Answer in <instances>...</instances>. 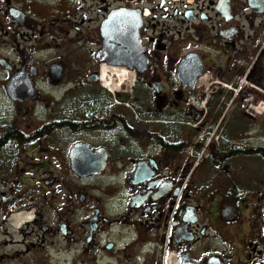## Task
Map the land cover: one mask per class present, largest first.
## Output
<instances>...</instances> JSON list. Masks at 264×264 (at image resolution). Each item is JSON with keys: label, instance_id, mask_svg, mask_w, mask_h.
Segmentation results:
<instances>
[{"label": "flooded vegetation", "instance_id": "obj_1", "mask_svg": "<svg viewBox=\"0 0 264 264\" xmlns=\"http://www.w3.org/2000/svg\"><path fill=\"white\" fill-rule=\"evenodd\" d=\"M263 64L264 0H0V264H264V145L203 112Z\"/></svg>", "mask_w": 264, "mask_h": 264}, {"label": "rangeland", "instance_id": "obj_2", "mask_svg": "<svg viewBox=\"0 0 264 264\" xmlns=\"http://www.w3.org/2000/svg\"><path fill=\"white\" fill-rule=\"evenodd\" d=\"M262 68V72L258 73V75H262L264 78V64ZM248 84H253L264 91V79L262 83L255 84L246 81L245 78L242 77L240 86L238 84V86L233 87V94H236L235 98L232 97L229 98V100L209 98L204 104L205 108H203V112L206 114V126L210 125L214 120L215 126L217 124L219 125V130L224 128V131H227L228 135L233 140L238 139V145H244L240 148L245 150L248 148L247 144L249 143H261L264 145V115H259L254 112V108L258 104L264 103V95L260 93L261 97L249 95L242 98L243 95L248 94ZM99 88L100 87L94 88V94H97V91L100 90ZM106 93L113 99L109 92L106 91ZM125 108L128 109L130 107L128 106ZM221 109L223 111L219 114V110ZM251 113L255 115L253 119H250L248 116ZM1 239L2 237L0 236V240ZM35 261L34 257H29L25 258L23 261H7L1 264H37Z\"/></svg>", "mask_w": 264, "mask_h": 264}, {"label": "water", "instance_id": "obj_3", "mask_svg": "<svg viewBox=\"0 0 264 264\" xmlns=\"http://www.w3.org/2000/svg\"><path fill=\"white\" fill-rule=\"evenodd\" d=\"M109 35L107 34H105V33H103V38H104V40H105V43H104V45L106 46V47H104L103 49H101V51L100 52H98L97 53V55H96V58L99 60V61H103V60H105L106 58L105 57H108V56H110L111 54H117L118 56H120L121 58H123L124 56H131V55H134V52H132V51H130V52H122V51H119V52H115L113 49H108L107 48V41L109 40ZM49 72H50V76H51V79H52V81H53V83L54 82H56V80L59 78V74H58V72H59V67L57 66V67H55V66H52L50 69H49ZM60 73V72H59ZM22 79H23V81H19V80H14L13 82H12V84H11V87H13V86H15V84H17V83H22V82H24V84H25V87L27 88V80L26 79H24L23 77H22ZM32 91V90H31ZM32 94H33V92H32Z\"/></svg>", "mask_w": 264, "mask_h": 264}, {"label": "bare ground", "instance_id": "obj_4", "mask_svg": "<svg viewBox=\"0 0 264 264\" xmlns=\"http://www.w3.org/2000/svg\"><path fill=\"white\" fill-rule=\"evenodd\" d=\"M103 72H104V69H103ZM122 73V72H121ZM105 74V72H104ZM121 77L123 76L122 74H120ZM121 80H125V77L123 76ZM128 82V81H127ZM105 87V86H104ZM254 112L258 113V114H264V103H260L259 105H257L255 108H254Z\"/></svg>", "mask_w": 264, "mask_h": 264}]
</instances>
